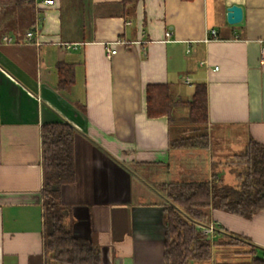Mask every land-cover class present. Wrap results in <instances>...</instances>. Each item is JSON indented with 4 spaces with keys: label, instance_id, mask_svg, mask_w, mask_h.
Segmentation results:
<instances>
[{
    "label": "crops",
    "instance_id": "crops-1",
    "mask_svg": "<svg viewBox=\"0 0 264 264\" xmlns=\"http://www.w3.org/2000/svg\"><path fill=\"white\" fill-rule=\"evenodd\" d=\"M54 1L0 0V264H56L44 245L41 140L55 121L76 129L74 181L61 188L73 235L100 250L101 264H165L162 186L226 184L227 163L251 140L264 145V0ZM233 5L243 9L237 25L227 19ZM198 83L207 85L205 127L174 126L189 115L180 105L170 120L148 117L149 85L170 84L187 102ZM201 135L207 148L171 146ZM205 214L210 261L250 263V246H229V234L264 253V212Z\"/></svg>",
    "mask_w": 264,
    "mask_h": 264
},
{
    "label": "trees",
    "instance_id": "trees-1",
    "mask_svg": "<svg viewBox=\"0 0 264 264\" xmlns=\"http://www.w3.org/2000/svg\"><path fill=\"white\" fill-rule=\"evenodd\" d=\"M140 0H123L134 5ZM60 66V87L67 89L73 80ZM149 118L168 117L177 106L189 110L191 124L205 127L208 122V93L205 83L195 85L190 101L174 99L170 84L149 85L146 90ZM76 129L66 121L45 124L41 129L44 184L43 236L45 252L56 264H101L100 250L86 239L76 238L67 224L61 204V188L74 181L73 144ZM207 135L173 141V148H207ZM238 185L229 186L214 176L201 182L164 184L161 193L167 202L165 209V264L208 262L212 256V240L197 225L206 226L205 209L223 211L244 219L264 212V145L251 140L244 150L228 162ZM229 246H250L249 264H264L258 248L243 236L229 234Z\"/></svg>",
    "mask_w": 264,
    "mask_h": 264
},
{
    "label": "built area",
    "instance_id": "built-area-1",
    "mask_svg": "<svg viewBox=\"0 0 264 264\" xmlns=\"http://www.w3.org/2000/svg\"><path fill=\"white\" fill-rule=\"evenodd\" d=\"M42 3L45 5V6H53L55 4V1L54 0H41ZM167 37H170L171 36V33L170 32H167ZM27 37L29 40L33 41V38H34V33L33 32H29L27 34ZM210 37L212 40H217L218 37H217V33L215 30H212L210 32ZM209 39V40H211ZM208 40V39H207ZM261 44H262V47H261V63L264 64V40L261 41ZM117 53V50H108V57H112L113 55H115ZM201 232L207 236L209 235H213L214 232H215V228L213 226H199Z\"/></svg>",
    "mask_w": 264,
    "mask_h": 264
},
{
    "label": "rangeland",
    "instance_id": "rangeland-1",
    "mask_svg": "<svg viewBox=\"0 0 264 264\" xmlns=\"http://www.w3.org/2000/svg\"><path fill=\"white\" fill-rule=\"evenodd\" d=\"M189 111V110H188ZM179 119V118H178ZM175 123L176 124H174V126L175 125H179V127H181V128H185V129H189V128H191V127H195V128H197V129H202L203 127H200V126H196V125H193V124H191L190 123V121H189V118L187 117L186 119H180V120H178V121H175ZM225 176H226V178H227V182H226V185H229V186H237L238 185V181L236 180V177H235V175H234V173L233 172H231V170L229 169V171H228V173H226L225 174ZM166 180H168V179H166ZM212 243H214V240L212 241ZM215 247V246H214ZM213 247V248H214ZM245 246L243 245V246H241V249H239V251H243L245 248H244ZM216 248V247H215ZM247 251V250H246ZM217 255H218V253H217ZM258 255L259 256H264V253L263 252H261V251H259V253H258ZM230 256H232V254H230ZM190 264H194V263H196V262H194V261H190L189 262ZM206 264H220L219 263V261H217V263H214L213 261H209V262H207Z\"/></svg>",
    "mask_w": 264,
    "mask_h": 264
},
{
    "label": "water",
    "instance_id": "water-1",
    "mask_svg": "<svg viewBox=\"0 0 264 264\" xmlns=\"http://www.w3.org/2000/svg\"><path fill=\"white\" fill-rule=\"evenodd\" d=\"M228 23L231 25H237L243 20V9L237 5H233L228 8L227 14Z\"/></svg>",
    "mask_w": 264,
    "mask_h": 264
}]
</instances>
